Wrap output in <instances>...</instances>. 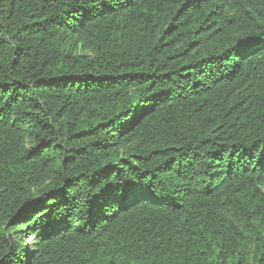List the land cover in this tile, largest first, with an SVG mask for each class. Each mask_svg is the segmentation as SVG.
Instances as JSON below:
<instances>
[{"label": "trees", "instance_id": "16d2710c", "mask_svg": "<svg viewBox=\"0 0 264 264\" xmlns=\"http://www.w3.org/2000/svg\"><path fill=\"white\" fill-rule=\"evenodd\" d=\"M0 264H264V0H0Z\"/></svg>", "mask_w": 264, "mask_h": 264}, {"label": "rangeland", "instance_id": "374dc122", "mask_svg": "<svg viewBox=\"0 0 264 264\" xmlns=\"http://www.w3.org/2000/svg\"><path fill=\"white\" fill-rule=\"evenodd\" d=\"M25 238L27 239V241H28L29 243H31V244L33 243L32 239H31L28 235H26ZM30 241H31V242H30Z\"/></svg>", "mask_w": 264, "mask_h": 264}]
</instances>
